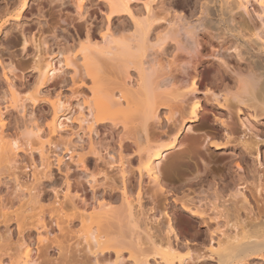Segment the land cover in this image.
Listing matches in <instances>:
<instances>
[{"label":"bare ground","instance_id":"bare-ground-1","mask_svg":"<svg viewBox=\"0 0 264 264\" xmlns=\"http://www.w3.org/2000/svg\"><path fill=\"white\" fill-rule=\"evenodd\" d=\"M26 1L19 3L15 18L24 10ZM82 1H77L81 8ZM131 1L103 0L109 19L115 15L119 24H108L100 39L85 34L77 50L74 48L81 62L80 66L76 64L81 69L77 70L82 73L76 75L80 82L75 79L73 82L82 84V107L75 120L89 134V141L84 139L88 145L83 141L85 145L82 143L79 151L73 149V138L78 133L68 124L70 117L59 94L49 99L51 111L44 122L31 118L25 123L24 131L8 137L4 110L20 108L24 112L27 100H37L42 92L37 88L26 96L28 86L14 83L3 66L8 90L0 96V183H10L9 186L12 183L9 189L19 194L15 198L17 202L12 201L10 206L4 198L0 199V224L6 227L13 220L18 229L15 242H5L0 235V264H198L207 258L199 253L194 256L190 243H183L188 249L184 255L180 251L175 210L169 199L179 203L192 217L201 216L204 211L189 204L190 195L191 202L187 203L189 192L180 193L166 187L160 162L169 157V151L184 145L180 140L182 130L200 118V93L218 103L219 108L227 109L228 114H242L246 109L251 111L245 112L248 117L264 116V78L260 79L264 66L252 51V47L264 49V0H258L261 25L249 20L252 0H219L218 5L214 0H198L199 8L186 0H142L138 8ZM222 34L233 38L234 54L246 62L248 72L239 69L237 75L232 72L234 78L233 74L232 79L219 77L220 84L211 86L198 66L203 54L206 56L202 49L207 38L220 36L221 41ZM36 65L39 70L36 82L42 85L38 81L49 78L53 63L39 61ZM256 70H262L259 76L260 71ZM219 119L224 124V138H208L212 148L226 149L237 142L243 145L244 151L253 149L255 156L260 157L258 146L264 140L250 133L245 119L239 117L243 128L239 131L244 132L241 135L238 131L239 136L227 122L229 118ZM110 127L117 129L116 146H108L112 150L106 147L109 151L102 154L105 149L97 144L93 133ZM62 150L71 154L80 171L77 176L67 174L62 200L58 194L55 200H48L42 178L48 176L54 161L60 167L63 165V156L59 153ZM20 152H25L32 164L34 177L30 183L18 172L22 166ZM91 154L100 155L103 166L91 165ZM238 163L236 168L240 173L243 167ZM78 175L82 183L77 180ZM145 195L150 196L151 220L157 225L143 222L141 212L137 211L135 204L141 211ZM243 200L247 201L245 196ZM259 216L257 223L255 217L247 220L235 212L233 219L225 221L229 230L221 229L217 246L209 245L211 253L218 251L215 252L218 264H241L250 256H264V215L261 219ZM251 226L255 228L252 230ZM248 229L252 234L249 235Z\"/></svg>","mask_w":264,"mask_h":264},{"label":"rangeland","instance_id":"rangeland-1","mask_svg":"<svg viewBox=\"0 0 264 264\" xmlns=\"http://www.w3.org/2000/svg\"><path fill=\"white\" fill-rule=\"evenodd\" d=\"M77 1L78 0H27L22 13L18 18H15L20 10L21 4L19 3L21 0H0V96H4L5 92L8 90V83L4 78L5 70L10 79L18 86H28L27 92L25 90L27 93L26 96L31 93L33 94L37 88L42 92V95L40 94L38 96L39 98L34 97L37 100H27L24 112L20 108V110L18 108V110L16 108H12L13 110H4V116L7 120L5 129L9 138L15 136L16 132L21 133L24 131L26 126L25 123L30 121L31 118H37L38 121L44 122L45 116L51 111L49 99L59 94V97H61L65 103V113L70 117L68 124H71L70 126L73 131L78 133V135H75L73 138L75 141L74 146L76 145V147L73 146V149L77 148L76 150L79 151L84 142L88 145L86 141H89V134H85V131H82V125L75 120V117L79 116V110H81L82 107V84L77 83V85H75V83H73L75 80L76 82H80V78L76 76L79 73L78 66L81 65V62L78 61L79 59L76 58V54L78 53L76 51L77 46L85 39V34L91 35V38L95 37L96 39H100V35L104 33L108 24L116 26L120 21H117L115 15V17L113 16V18L111 17L109 19L103 0H83L81 3L82 8L78 5ZM131 2L132 6L133 4H136L134 6L138 5L136 8L143 4L141 3L142 0H132ZM186 2L192 6H197L196 8L200 6L198 0H186ZM218 3L219 0H214V4L218 5ZM258 3V0H252L249 4L250 19L249 16L245 17L251 20L254 25H261V19L258 17V13H261V10ZM224 35L225 34L221 35V41L218 39L220 36H218V38H213V36L211 38L209 37V39L207 38L208 43H205L209 45L207 46L205 44L206 49H202L203 53H206V56L204 57L203 54L202 63L198 66V69L199 71L202 70L206 79L205 81H207L206 83L209 82L208 84L211 86L212 84H218L222 77L226 79L234 78V73L237 71H243V73L248 72L245 66L246 62H243V60L240 61L241 59L234 54V44H231L233 38L227 34L228 37ZM223 36L224 39L222 38ZM230 40L232 41L230 42ZM209 41H211V43ZM210 44L215 50L218 48L217 50H219L220 53L217 52V54V50L215 51L212 49ZM67 48H69L70 51ZM74 48H76V50ZM253 48L254 47H252V51L260 57L264 66V49L259 51L257 48ZM212 50L215 52V55H213L214 53ZM211 55H213V57ZM67 57L69 59L71 58V61H68ZM39 61H50L53 63L54 67V70L50 71L48 79L46 78L44 79L45 81H38L42 82V85H38L36 82L39 75L36 63ZM239 63L241 65H239ZM3 66H5V70ZM236 66H240V68ZM233 68H236V70L234 71ZM258 71H260L258 73L259 76L262 70ZM261 74L260 79H263L264 73ZM198 95L202 99L200 102V118L195 122L187 124V128H185L184 131L182 130L180 140L184 145L168 152L167 156L169 157L166 160L162 159V162H160V172L164 184L168 189L170 187L169 190L180 193L184 192L185 194L189 192L187 194V199L190 195L192 202L188 199L189 201L187 203L191 202L189 204L199 206L201 207L199 209L204 211L203 215L192 217L181 208L179 203H174L171 198L169 199L175 210V227L180 240L179 244H181L180 251L184 255L188 249L183 246V243H190V247L192 246L191 249L195 250V253L192 251L194 256H199L198 253L202 256H207V258H204V261L198 264H218V255L215 253H218V251L215 250V252L211 253V251H209V245L213 243L217 246L218 238L221 236L219 235L221 234L220 230H229V226L227 227L225 221L233 219L235 212L236 214L237 212L238 214L240 213L244 219L248 217L252 219L255 217L253 218L255 222L258 219H256V217L261 215L259 216L261 219L264 215V213H261L262 210L264 211V203L262 202L264 200V141L259 143L258 149L260 150V157H258L255 156L257 155L256 151H253V149L252 152L244 151L243 145L240 143H238L240 144L238 145L236 144L237 142H233L234 146L231 144L226 149L216 150L209 145L210 143H208L207 139L224 138V124L221 123L222 121L219 118H225L223 120L229 118L227 122L231 123L230 126L233 125L231 127H235V135L239 136L240 134L242 135V133L244 134L243 131H239L241 127L238 120L239 117H241L247 122L251 130L250 133L254 132V134L259 136L260 140H264V116H259V118L248 117L250 115L247 113L251 111L246 109H244V111L247 113L244 112L238 115L236 113V115L232 113L228 114L229 111L219 108V106H217L218 103H213L211 99H209L211 102L205 99L202 93ZM6 103L8 102L6 101ZM232 112L234 113L235 111ZM189 126H191L190 130L188 129ZM106 128H100L99 132L97 131L98 134L96 132L93 133L97 144L100 143L99 145L104 147H102L103 150L105 149V152H101L102 154L109 151H106V147H115L118 138L116 136L118 135L117 129L112 130L111 127L110 129ZM241 130H243V128ZM84 139L86 141H84ZM47 146H49V143L46 145V148L50 147ZM101 147L99 149H102ZM109 147L108 149H110ZM59 153L63 156V165L60 167L57 161H54L50 168L51 173L48 172V176L45 175V177L43 175L44 178H42L43 185L46 186V188L44 186V190H47L46 193L45 191L44 193L46 198L48 197V200H55L56 194H58L56 195L58 199L60 198L59 200H62V192L65 190V181H67V177L73 173L77 176L80 171L70 157V153H65L64 150ZM20 154L22 155L20 158V166H22L18 169V172L22 179L30 183L34 177L32 164L25 155V152H20ZM99 156L100 155L97 154H91L90 164L93 166L97 164L103 166V160L100 161L101 158H98ZM95 157L99 160L97 158L95 159ZM173 158H175V160H173ZM170 159L174 162H172V166L168 168L167 165L171 161ZM237 163L243 167L240 173L238 168H236ZM165 166H167L168 169ZM67 174L69 175L67 176ZM79 175L77 180L82 183V177ZM261 177L262 179L260 180ZM9 184L0 183V199L4 198L6 202H9L8 206H10L12 201L17 202L15 198L19 194L18 192L15 194L14 190V192H12V189H9V187H12V183L11 186H9ZM258 186L259 188L257 189ZM55 190L57 193H55ZM10 193L12 195H10ZM244 196L247 201L243 200ZM149 197V195L144 196L141 211L136 204L135 206L138 207V210L137 207L135 209L138 213L141 212V220L151 225V223H153V220H151L153 211L151 209V199H148ZM175 205L176 207H174ZM257 223H259V219ZM153 224L157 225V223ZM5 225L4 223L0 224V235L4 236H2V238L5 242H7V240L15 242L18 236L16 222L11 220L7 223L6 227H8L7 229L9 231L6 230ZM252 227L254 226L249 228ZM254 228H252V230ZM248 230L250 231L251 229ZM251 232L252 231L249 232V235L252 234ZM6 235L11 239L8 237L6 238ZM32 235L36 238L35 231H33ZM33 240L35 241L36 239ZM192 252H190L191 255H193ZM184 257H186V255ZM192 264H194V262H192ZM195 264H197V262ZM241 264H264V256H250Z\"/></svg>","mask_w":264,"mask_h":264}]
</instances>
